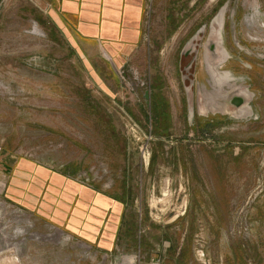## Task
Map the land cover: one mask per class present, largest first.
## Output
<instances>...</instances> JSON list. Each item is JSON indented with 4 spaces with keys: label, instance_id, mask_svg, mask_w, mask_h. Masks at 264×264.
<instances>
[{
    "label": "rangeland",
    "instance_id": "1",
    "mask_svg": "<svg viewBox=\"0 0 264 264\" xmlns=\"http://www.w3.org/2000/svg\"><path fill=\"white\" fill-rule=\"evenodd\" d=\"M39 5L0 0L3 264H143L158 226L185 232L200 182L240 264H264V0H146L140 45L105 61ZM207 67L233 72L239 107L200 112L217 93ZM108 200L122 219L99 237L124 236L126 217L132 237L112 252L90 242Z\"/></svg>",
    "mask_w": 264,
    "mask_h": 264
},
{
    "label": "crops",
    "instance_id": "2",
    "mask_svg": "<svg viewBox=\"0 0 264 264\" xmlns=\"http://www.w3.org/2000/svg\"><path fill=\"white\" fill-rule=\"evenodd\" d=\"M34 1V0H33ZM39 8L57 31L71 33L76 46L87 52V48L99 60L105 61L108 51L111 55L120 56L123 52H132L140 45L145 23L146 0H36ZM90 52V53H91ZM92 58V55H89ZM97 58L92 62L98 65ZM198 158H191V171L201 168ZM205 167V164L203 163ZM202 180L205 181L203 176ZM193 189L190 211L184 218L187 225L185 232L176 233L171 227L158 226L151 234L149 243L152 251L145 252L143 264H240L241 256L234 252L232 246L225 242V234L218 228L223 223L222 203L209 193L217 191L214 184H197ZM106 210L109 216L93 220L98 237L90 242L105 251L130 247L131 238L127 228L130 222L126 217L122 221L120 238L99 237L103 227L112 231L115 223L122 217L120 204L107 201ZM118 214V215H117ZM220 214V215H219ZM124 220V219H123ZM126 226L123 227V223ZM190 226V227H189ZM209 226L212 231H209ZM123 227V229H122ZM117 228V227H116ZM115 228V229H116ZM129 229V228H128ZM195 229V230H194ZM131 235V233H130ZM140 242V241H139ZM136 246V245H135ZM140 246V244H139Z\"/></svg>",
    "mask_w": 264,
    "mask_h": 264
},
{
    "label": "flooded vegetation",
    "instance_id": "3",
    "mask_svg": "<svg viewBox=\"0 0 264 264\" xmlns=\"http://www.w3.org/2000/svg\"><path fill=\"white\" fill-rule=\"evenodd\" d=\"M219 60H220V66L222 67L223 61H222V58H220V56L215 63L218 64ZM220 68H219L220 72H217V69H218V67H217V69L213 70V72H214L213 75H211V73L209 72V68L207 67V71L209 72V75H210V81H212L213 83H215L217 85V93L214 96L205 97L204 100H206L207 103L203 104L204 106L200 109L201 113H207L208 114L210 112L211 108H215V107L217 108L219 106L224 107V104L230 103V101L233 100L231 98H228V96L226 97V94L224 93L223 84L227 82V80H226L227 74L233 75V76H234V74L231 71H227L226 73L221 72ZM192 69H193V67L191 68V70ZM234 77L235 78H234V81H232V83H237L238 80H237L236 76H234ZM233 102H235V100H233Z\"/></svg>",
    "mask_w": 264,
    "mask_h": 264
},
{
    "label": "bare ground",
    "instance_id": "4",
    "mask_svg": "<svg viewBox=\"0 0 264 264\" xmlns=\"http://www.w3.org/2000/svg\"><path fill=\"white\" fill-rule=\"evenodd\" d=\"M220 23L218 22V21H215L214 22V25L215 26H217L218 28L217 29H220V31H221V28H222V25H221V21H222V15L220 16ZM217 40H218V38H217ZM208 43H210V46H209V44H208V47H207V49H208V51L210 52V51H212V50H210L209 49V47L210 48H215V52H216V55L218 56L219 55V50L220 49H218V45L216 44V42L215 41H213V40H209L208 41ZM221 51V50H220ZM213 71V70H212ZM226 73V72H225ZM234 76L233 75H229V74H227V78H226V80H227V82H232V81H234ZM226 82V83H227ZM225 83V84H226ZM238 90L236 91V92H234V93H231V94H229V95H227L228 96V98H231V99H233V100H235L236 98V94H238ZM241 94V93H240ZM242 94H245V93H242ZM247 94V93H246ZM244 96V95H243ZM245 97H249V95L248 96H245ZM0 264H3V261L2 260H0ZM9 264H17V260L16 259H14V260H11L10 258H9Z\"/></svg>",
    "mask_w": 264,
    "mask_h": 264
},
{
    "label": "water",
    "instance_id": "5",
    "mask_svg": "<svg viewBox=\"0 0 264 264\" xmlns=\"http://www.w3.org/2000/svg\"><path fill=\"white\" fill-rule=\"evenodd\" d=\"M236 98V97H235ZM241 99H235V102H234V104L237 106V107H239L240 106V103H241Z\"/></svg>",
    "mask_w": 264,
    "mask_h": 264
}]
</instances>
